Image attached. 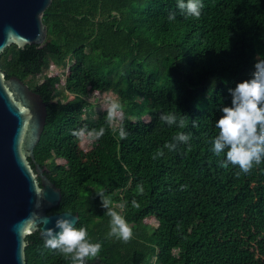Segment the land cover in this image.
<instances>
[{
  "label": "trees",
  "instance_id": "16d2710c",
  "mask_svg": "<svg viewBox=\"0 0 264 264\" xmlns=\"http://www.w3.org/2000/svg\"><path fill=\"white\" fill-rule=\"evenodd\" d=\"M202 3L195 19L180 13L177 0H51L42 15L44 43L0 53L4 78H19L47 103L34 159L26 160L61 190L47 213L77 214L75 227L102 244L87 264H264V162L237 178L238 168H221L224 156L211 151L229 89L264 59V0ZM51 63L67 69L63 84L54 75L31 85ZM95 92L118 96L129 133L121 140L119 125L110 127L102 112L87 128L106 129L89 149L96 164L71 134L86 126ZM168 112L187 126L163 123ZM181 131L191 134L189 144L163 149ZM158 149L164 155L153 159ZM101 192L132 227L130 242L107 238ZM24 242L25 264H70L44 247L39 231Z\"/></svg>",
  "mask_w": 264,
  "mask_h": 264
},
{
  "label": "water",
  "instance_id": "95a60500",
  "mask_svg": "<svg viewBox=\"0 0 264 264\" xmlns=\"http://www.w3.org/2000/svg\"><path fill=\"white\" fill-rule=\"evenodd\" d=\"M51 0H0V53L8 46L43 44L47 28L42 15ZM47 103L17 77L0 71V264H25L24 237L53 228L58 217L76 225L69 212L47 213L60 204L61 190L33 157L46 124ZM58 231V229H57Z\"/></svg>",
  "mask_w": 264,
  "mask_h": 264
},
{
  "label": "clouds",
  "instance_id": "9594fccd",
  "mask_svg": "<svg viewBox=\"0 0 264 264\" xmlns=\"http://www.w3.org/2000/svg\"><path fill=\"white\" fill-rule=\"evenodd\" d=\"M203 7L202 0H177V8L185 18L199 19ZM175 18V12L168 16L169 21ZM229 93L231 104L220 108L222 115L215 123L218 132L211 142V151L217 157L224 156L219 163L221 168H238L235 175L239 178L242 174H251L254 167L264 162V59L257 58L251 77L236 83L229 89ZM104 103L106 104V123L110 127L118 124L116 131L119 138L127 139L129 133L123 123L125 119L123 103L113 98L106 99ZM160 120L169 127L175 125L183 129L187 126L185 117H178L173 112L162 113ZM105 133L106 129L103 126L92 130H88L85 126L74 130L71 134L77 140L89 139L94 142L102 138ZM190 139V133L177 132L171 142L164 144L163 149L169 152L175 151L180 144L188 145ZM163 149H158L153 159L163 156ZM141 191H143L142 188ZM97 195L100 197V206L106 210L105 215L110 218L107 238L124 243L130 242L134 235L132 227L102 192ZM131 204L133 208L139 207L135 199ZM126 205L127 201L118 207L124 208ZM41 234L45 237L44 247L58 252L66 260H70V264H87L88 259L97 258L102 251V244L93 243L87 229L76 228L74 221L69 218L58 217L54 227H45Z\"/></svg>",
  "mask_w": 264,
  "mask_h": 264
},
{
  "label": "rangeland",
  "instance_id": "374dc122",
  "mask_svg": "<svg viewBox=\"0 0 264 264\" xmlns=\"http://www.w3.org/2000/svg\"><path fill=\"white\" fill-rule=\"evenodd\" d=\"M67 74V69L62 70V68L57 67L54 64L49 65V67L40 75L30 77L29 80L32 82L31 85L34 84V82H41L45 76H54L58 75L60 77V84H63L64 77ZM108 97L104 96H95L93 94L92 98L90 99V107L89 110L85 116V125L87 128H91L97 121L98 117L101 115L102 112H106V104L104 101L108 98H113L119 100L118 96L108 93L106 94ZM199 103V102H198ZM92 141L89 139L79 140V148L80 151L83 153L84 158L86 161H89L91 163H95L96 161L90 156L89 149L91 148ZM148 224H157L156 220L152 217H147L144 220ZM93 264V263H92Z\"/></svg>",
  "mask_w": 264,
  "mask_h": 264
},
{
  "label": "built area",
  "instance_id": "2783aa9c",
  "mask_svg": "<svg viewBox=\"0 0 264 264\" xmlns=\"http://www.w3.org/2000/svg\"><path fill=\"white\" fill-rule=\"evenodd\" d=\"M51 64H53V63H51ZM51 64H50V66H51ZM94 95H95V96H104V97H108L106 94H100V93H98V92H95Z\"/></svg>",
  "mask_w": 264,
  "mask_h": 264
}]
</instances>
